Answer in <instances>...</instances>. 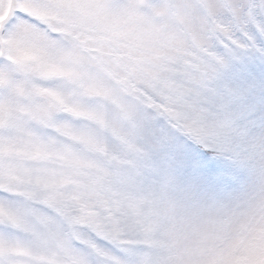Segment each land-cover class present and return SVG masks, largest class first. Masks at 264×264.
I'll use <instances>...</instances> for the list:
<instances>
[{
	"label": "snow or ice",
	"instance_id": "6c2138e0",
	"mask_svg": "<svg viewBox=\"0 0 264 264\" xmlns=\"http://www.w3.org/2000/svg\"><path fill=\"white\" fill-rule=\"evenodd\" d=\"M160 193L264 264V0H0V264H191Z\"/></svg>",
	"mask_w": 264,
	"mask_h": 264
},
{
	"label": "rangeland",
	"instance_id": "374dc122",
	"mask_svg": "<svg viewBox=\"0 0 264 264\" xmlns=\"http://www.w3.org/2000/svg\"><path fill=\"white\" fill-rule=\"evenodd\" d=\"M168 199V196L160 193L158 207L163 227L150 242V247L158 248L164 255L172 253L191 264H196L200 261L210 262L213 250L226 247L232 241L234 232L222 236L216 235L218 228L216 210L203 209L193 216L171 218L164 215V210L168 207ZM218 264H250V262L239 259L219 261Z\"/></svg>",
	"mask_w": 264,
	"mask_h": 264
}]
</instances>
